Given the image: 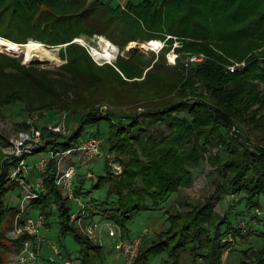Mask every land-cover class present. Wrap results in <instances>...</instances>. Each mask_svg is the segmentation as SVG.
Listing matches in <instances>:
<instances>
[{"label": "trees", "instance_id": "1", "mask_svg": "<svg viewBox=\"0 0 264 264\" xmlns=\"http://www.w3.org/2000/svg\"><path fill=\"white\" fill-rule=\"evenodd\" d=\"M3 26L10 31L0 29V36L16 43L30 39L46 47L67 43L68 62L61 70L72 72L71 77L0 54L9 61L0 63V92L6 93L0 100L18 102L27 90L39 101L52 97L67 106L63 94H75L80 109L73 107L74 114L81 118L73 134L52 132L39 151L76 147L91 132L90 127L108 122L107 150L121 157L123 171L115 175L108 166L98 177L94 187L107 185L108 192L104 200L92 201L96 210L90 215L100 214L118 223L123 236L129 237L128 224L134 216L158 208L179 186L189 184L191 164L201 162L209 145L219 146L210 159L218 173L210 201L193 204L189 212H169L168 227L142 241L133 264H153L158 258L164 264H185L186 255L193 264H221L226 251L240 254L237 264H264V230L260 245L235 247L239 240L250 241L253 233L234 225L243 214H235L236 220L231 221L229 212L216 213L213 204L231 193L253 209L260 206L257 198L264 195V144L254 143L247 132L250 123L264 130V0H126L123 5L112 0H0ZM81 34L105 35L117 44L116 61L99 64L84 45L74 41ZM150 39L166 40L158 55L142 48L128 51L130 58L120 54L130 42ZM175 42L180 46L174 48L177 57L172 64L167 54ZM60 51L64 53L63 46ZM193 54L205 58L190 62ZM242 60L247 62L245 67L227 71L228 63ZM6 64L15 71H8ZM8 78L17 84H7ZM118 88L136 91L122 101L111 95L98 97L105 92L115 94ZM97 97L104 99L98 102L109 100L120 107L138 104L142 111L127 115V122L116 121L113 116L117 115L95 112ZM32 108L36 106L25 110ZM164 126L169 133L162 130ZM7 142L0 131V147ZM136 144L146 159L135 150ZM16 161L4 160L0 149V264H6L4 253L12 243L5 240L4 228L15 207L5 198L15 187L9 183V172ZM54 176L55 163L50 162L42 174L45 190L32 205L45 215L46 226L56 219L60 249L67 250V236L78 244L75 258L67 254L74 264H107L104 246L94 244L71 223L72 203L61 196ZM26 237L14 243L19 246Z\"/></svg>", "mask_w": 264, "mask_h": 264}, {"label": "rangeland", "instance_id": "2", "mask_svg": "<svg viewBox=\"0 0 264 264\" xmlns=\"http://www.w3.org/2000/svg\"><path fill=\"white\" fill-rule=\"evenodd\" d=\"M131 1H133L134 3H139L142 0H131ZM112 2L114 4L121 3L123 5L126 2V0H112ZM0 29L3 31H10L7 26H3ZM101 36L107 38L105 35L81 34L79 37L75 38L74 41L79 44H82L81 42H79V40L83 39V43L86 45L84 44L82 45H84L91 52L92 51L90 50L91 47H96L99 49L103 48V43L99 38ZM165 42L166 40H161V39H150L144 42L133 41V42H130L120 52V54L122 56H125L126 58H130L129 56L126 55L128 51H134L136 50V48H142L145 52H153L155 55H158L159 52L157 53L154 50H152L151 46L154 47L153 46L154 43H162V44L164 43L165 45ZM62 46L64 47V53H61L60 51V48H62ZM115 46L117 48H120L117 44H115ZM177 46H180L179 42H175L173 45V49H171V51L168 52L167 54V58L169 62L172 64H174L175 62L173 63L171 59L174 56L177 57V53L174 50V48ZM66 47H67V43L64 45H60V46L46 47L49 49V52L51 53V55H54L57 57V59L55 60H51L49 58L40 60L36 56L32 57L31 60H26L25 53L23 51H21V53L19 54H13V53H9L7 51H3L0 49V54L10 56L13 59L18 60L19 63L23 65H28L31 63L40 64L38 65V67L39 69L41 68V70L46 69V71H49V72H52V71L56 72L60 70L63 73H65V75L68 74V77H71L73 75L72 72H68L65 69L61 70L63 69L61 68V66L68 62L67 53L65 51ZM157 47H154V48H157ZM94 58L95 60L99 62V64L105 62V59L102 60V59H97L96 57ZM115 61L116 59H114L112 62L114 63ZM8 62H9L8 60H5L4 58L0 56V63L4 64ZM6 69L8 71H15L14 68L12 69V67L7 66V64H6ZM49 78L51 77L49 76ZM5 81L9 85L17 84V80H12L11 78L5 79ZM15 87L20 88V86L18 85ZM261 87L263 88V85ZM135 91H136L135 88H133V90L130 92H125L124 89L118 88L115 94H112L111 92H105L102 95H99L98 97L103 96L104 99H107L106 95H111L113 100L122 101L125 98L134 95ZM26 92L27 94H25L24 98L15 103L4 104L5 102H2L0 100V131H2L8 137V142L6 145H8L10 138L17 135L18 132L24 129H28L29 127L31 128L32 119H35L37 117L38 118H37V122L35 123V125L42 127L43 129H47V125L59 124L62 115L67 114L66 125L70 129L71 135L73 134V130L79 124L80 118H81L80 115L74 114L76 113L77 110H75V108L73 107L78 106L76 104L79 103V100L75 96L74 93L68 92V93L63 94L64 96L63 99H65V101H68V105L65 106L62 103V100H58L54 102L53 101L54 99L52 97L50 98L45 97L44 99H41V101H39L36 96L31 94V92L27 90ZM5 96H6L5 91L0 92V99L4 98ZM104 99L98 98L96 102H98L99 100H104ZM108 101L98 102L94 108L96 110L95 112H98L103 116L105 115L107 116L110 114L117 115L115 116L116 118L113 116V118L116 119V121H119V119H123V121L127 122L128 120H125L127 119L126 118L127 115H134L135 113L142 111V108H140L138 104H135V106L128 105L125 107H120V106L115 105V103L112 104ZM44 103H47L48 105L43 106ZM31 106H36V108H32L29 111L25 110V108H29ZM76 108L80 109L79 107H76ZM82 110H86V109H82ZM252 111H253L252 109L249 110L248 114H251ZM259 113H261V111H259ZM181 115H186V114L181 113ZM92 128L93 129H91L90 127L88 129L91 132L83 136L80 142L84 139H87L89 135H96L94 133L95 131H97L99 135H96V136H98L101 140L102 155L93 157L90 160H83L77 157L75 161L77 165V176H76L77 182L76 183H78L79 193L83 195L82 200H84V202L86 203L88 202L90 203V209L88 210V213H89L88 215L90 219L93 218L90 215L91 211L96 210V208L92 205L93 204L92 201H94V199L97 200V202L104 200L108 192L107 185H103L100 188L94 187V185L98 181V177L100 175L105 174V170H106L105 168L108 166L112 168V172L115 175H120L123 171V163H121L120 160H118L121 157L117 156L116 154L110 153L107 150L108 149L107 139L110 134V126L108 122L103 121L101 122L99 126H94ZM162 130L165 131L166 133H169V130L165 126L162 128ZM233 131L236 132V130H233ZM247 132H248V135H250L251 139L255 141L254 143H258L259 141V143L264 144V130L263 129L255 126L253 123H250V126L247 129ZM5 146H1L0 149L2 150V148ZM78 146L74 148H77ZM218 149H219V146L209 145L207 147V150L203 153V158L201 162H199L197 165L191 164L190 168L192 171V178L189 184L179 186L176 191L170 194L161 203V205L158 206V208H153L142 214L134 216L131 222L128 224V227L130 230L129 235H128L129 237L123 236V233H122V237L125 239H128V238H134V237L140 236L143 242L147 238H154L155 236L157 237L161 231H163L164 229L168 227L167 217L169 215V212H172V213L176 211L189 212L191 211L193 204L204 203V202L210 201V197L215 192V185L213 183V179L218 177V173L213 170L214 167L211 165L210 159L212 155L217 153ZM135 150L138 152V154H140V156L143 159H146L143 152H141L139 145L137 144L135 145ZM125 157L126 159H128V155H126ZM4 160H6L5 154H4ZM36 160H37L36 155H32L28 157V162L30 164H33ZM50 162L55 163V175H56L57 161H50ZM113 163L114 165L115 164L119 165L121 167V171L116 172ZM15 165H13L12 168ZM11 169L9 172V179H10V174L12 171ZM32 172H31L32 175L28 178V182L32 185V188H35V187L43 188V190H40L38 193V195L40 196L41 192L45 190V183L42 181V174H44L45 172L41 173V172H38L37 170L32 171ZM89 172L92 173V177L88 176ZM54 181H55V176H54ZM37 182H39L40 185L37 184ZM9 183H14L15 187H13L12 190L7 194L5 201L10 206H14L15 211L10 215V217L8 218V221L5 224V228H4V236L6 238L5 240L6 241L9 240L12 243L10 244L8 243L9 246L7 247V252H5L4 254L6 255V264H17L15 262V259H18V256H16L15 254L20 251V248L22 247V244L25 242L27 237L21 240L20 242L21 246L20 245L18 246L16 243H14L16 240H19L23 235H25V233L17 235V236L13 233V229H14L13 224L16 218V214L18 213L17 212L18 208L20 207L19 203L21 201V191L19 189L20 186H18L17 182L10 179ZM238 199H239L238 195L231 194V193L224 194L222 195L221 199L219 198V199L213 200L214 210L216 213H219V214H224L225 212H229L230 213L229 218L231 221L236 220L234 216L235 214H243L242 216H239L241 218H239L237 222L234 223V225L237 227L244 228L243 232L245 231L252 232L253 236L250 239V241H247L244 243H242L241 240L238 239L239 241L236 242L235 247H238V248H245L248 246L256 247L263 242V239L260 236V233L264 230V195H260L259 198H257L260 202V206H258L257 208H253V209L249 208L248 205H246L245 200L239 201ZM78 208H79L78 202L76 200H73L72 201L73 211H77ZM25 209L27 210V212L30 213V215L34 219H36L38 215L41 213L39 209L31 205H26ZM257 209L263 212L261 214H258ZM254 213L255 214L257 213V214L255 215ZM97 216L98 217H95L93 219L99 222L100 226H102V230H101L102 239L100 240L102 243L100 244L98 241H94V240L93 241L91 240V241L94 244L104 246L105 261L107 264H123V259L120 253L115 248L116 243L119 242V238H120L119 230L121 229L122 231L121 226H119V224L115 223L114 221L107 220V219L104 220V218L100 214ZM49 221L51 222V226L48 227L45 225L41 229L40 235L44 237L46 240H49L52 243L59 246L58 226L56 224V219L52 218ZM71 223L79 227L77 223H74L72 221ZM107 223L111 224L112 227H115L113 229L118 231L117 237H110L108 235L109 227L106 226ZM79 229L82 231V233H84L80 227ZM64 243L67 247V250L61 249L62 254L67 256V254L70 253L71 257L75 258V256L77 255L78 244L74 241L72 237H68V236L65 238ZM34 245H35V242H33V246ZM139 252H140V249H139ZM50 257H54L55 263H51L48 261ZM239 257H240L239 253H232V252L226 251L221 258V264H237L240 259ZM183 259H184L185 264H193L191 262L189 255H186L185 257H183ZM36 264H65V260L61 258L60 256L54 254L50 248H47L45 246ZM153 264H164V263H163L162 258H158V259L153 260Z\"/></svg>", "mask_w": 264, "mask_h": 264}, {"label": "built area", "instance_id": "3", "mask_svg": "<svg viewBox=\"0 0 264 264\" xmlns=\"http://www.w3.org/2000/svg\"><path fill=\"white\" fill-rule=\"evenodd\" d=\"M79 42L84 44L83 39H80ZM163 46L164 43H161L159 47L154 48L151 46V48L158 53ZM90 50H92V47ZM91 54L95 57L93 51H91ZM204 58L205 56L203 54H193L189 57V61H202ZM175 59L176 56H174L171 61L174 63ZM246 64L247 62L245 60L231 61L226 65V69L229 72H234L239 68L245 67ZM37 118L32 119L31 128L29 127L28 129L18 132L17 135L10 138L8 145L2 148L6 160H17L16 165L11 169L10 179L17 182L18 186H20L21 201L13 224V233L16 236L24 233L29 235L22 244L20 251L15 254L18 256L15 262L17 264H35L46 246L50 248L54 254L63 258L65 264H74L71 259H67V256L62 254L58 245L46 240L40 235L41 229L45 226V215L40 213L38 217L34 219L25 209L26 205L33 206V202L39 197V191L43 190L42 187L32 188V185L28 182V178L32 171L37 170L43 173L47 170L50 161H57L55 183L62 197L71 203L73 200H76L79 204L78 210L72 211L70 221L77 223L90 240L98 241L101 244L102 226H100L99 222L95 219H90L88 215L90 203L84 202V200H82L83 195L79 193L78 183H76L77 165L75 163L77 157L83 160H90L93 157L101 156V140L96 135H89L87 139L80 142L77 148L73 147L62 151H55L53 149L39 151L41 148L46 147L50 139V133H60L64 136H70L71 131L66 125L67 114L62 115L59 124L47 125V129L35 125ZM233 130H236L235 127ZM32 155H36L37 160L33 164H30L28 162V157ZM114 168L116 172L121 171V167L117 164L114 165ZM88 176L92 177V173L89 172ZM37 184L40 185L39 182H37ZM257 212L261 214L263 211L258 210ZM106 226L109 227L108 235L110 237H117L118 231L113 229L115 227H112L109 223H107ZM119 236V242L116 243L115 248L120 253L123 264H133L139 253L142 238L137 236L125 239L122 237L121 229L119 230ZM33 242H35L34 246ZM49 261L55 262L54 257H50Z\"/></svg>", "mask_w": 264, "mask_h": 264}, {"label": "bare ground", "instance_id": "4", "mask_svg": "<svg viewBox=\"0 0 264 264\" xmlns=\"http://www.w3.org/2000/svg\"><path fill=\"white\" fill-rule=\"evenodd\" d=\"M103 43V48L99 49L96 47H92V51L97 59H109L113 61L117 54V47L107 38L101 36L99 37ZM161 43H154V47H159ZM44 44L30 39L26 43H16L14 41L7 40L0 36V49L3 51H7L13 54H19L21 51L25 53L26 60H31L32 57L36 56L40 60H44L45 58H49L51 60L57 59L56 56L51 55L49 49L45 47ZM54 53V52H53Z\"/></svg>", "mask_w": 264, "mask_h": 264}, {"label": "water", "instance_id": "5", "mask_svg": "<svg viewBox=\"0 0 264 264\" xmlns=\"http://www.w3.org/2000/svg\"><path fill=\"white\" fill-rule=\"evenodd\" d=\"M117 54H116V56H115V59L117 58V55H118V53H119V48H117ZM105 61H107V62H112V61H110L109 59H105Z\"/></svg>", "mask_w": 264, "mask_h": 264}]
</instances>
